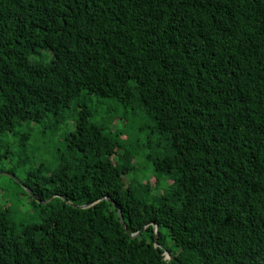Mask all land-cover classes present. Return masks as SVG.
<instances>
[{
    "label": "trees",
    "instance_id": "obj_1",
    "mask_svg": "<svg viewBox=\"0 0 264 264\" xmlns=\"http://www.w3.org/2000/svg\"><path fill=\"white\" fill-rule=\"evenodd\" d=\"M0 171V264H264V0H0Z\"/></svg>",
    "mask_w": 264,
    "mask_h": 264
},
{
    "label": "rangeland",
    "instance_id": "obj_2",
    "mask_svg": "<svg viewBox=\"0 0 264 264\" xmlns=\"http://www.w3.org/2000/svg\"><path fill=\"white\" fill-rule=\"evenodd\" d=\"M44 54H46V53L44 52ZM94 102L97 103L96 99H94ZM96 106H98V105L96 104ZM45 126H46L45 122H42L40 124H32L31 127H29V128L25 126V127H19L17 129L18 133H23V132H27V131L30 132L31 140L28 142L27 147H28L30 153H33V152L35 153L34 158L31 160V162H33V163L27 164L26 167L23 169V171H20L18 173L17 179L19 181H21V179L24 178L25 171H29L30 169H33L37 165L44 164L46 166V168H54L55 163H56L55 156H57V151L63 149V147H64L62 145V142H63L62 134H59L56 137H50V136L47 137L44 135V132L46 130ZM71 127H72L71 123H67V125L65 126L66 129H70ZM133 135H135V134L133 133ZM145 137H146V134L143 135L141 138L144 139ZM6 138L12 144V151L14 153L18 152V150L15 146L16 145V138L10 134L8 136H6ZM13 163H14V160H13ZM8 164L12 165L11 161H9L7 163V165ZM140 166L147 168L148 174H151L149 172L150 168H148V165L144 161H142L140 163ZM142 174L147 175V172L143 173V170H142V171H140V177H143ZM9 179H11V178L0 175V185L2 187H14V184L12 182H10ZM150 181L152 183L154 182L153 179H150ZM23 203H25V205L27 204L25 207V210H26L29 207L28 201L25 200V201H23ZM166 258H168V257L166 256Z\"/></svg>",
    "mask_w": 264,
    "mask_h": 264
},
{
    "label": "water",
    "instance_id": "obj_3",
    "mask_svg": "<svg viewBox=\"0 0 264 264\" xmlns=\"http://www.w3.org/2000/svg\"><path fill=\"white\" fill-rule=\"evenodd\" d=\"M0 175H3V176H6V177H10V178H14V179H15V177H14L12 174L8 173V172H2V171H0ZM31 195H32V197H34L35 199H37L33 194H31ZM51 200H52V199H50L49 201H46V202H41L39 199H37V201H38L39 203L41 202V203H43V204H47V203L50 202ZM107 201H109L110 203H112L109 199H107ZM112 204H113L114 208L116 209L117 206H116L114 203H112ZM73 206H74V207H77V208H80V209H82V208H86V207H87V206H85V207H78V206H75V205H73ZM119 216H120V221H121L122 226L124 227L126 233H128L132 239H136V238H138V237L144 232V229H143L142 231H140V232H138V233H134V234H132V233L129 231V229L127 228L126 223H125V221H124V218H123L121 212H119ZM155 228H156V242H157V239H158V227L155 226ZM155 246L157 247L158 244L156 243ZM165 253H166V255H167V257H168L169 260H172V261H175V260H176L173 256L170 255L169 252H165Z\"/></svg>",
    "mask_w": 264,
    "mask_h": 264
},
{
    "label": "clouds",
    "instance_id": "obj_4",
    "mask_svg": "<svg viewBox=\"0 0 264 264\" xmlns=\"http://www.w3.org/2000/svg\"><path fill=\"white\" fill-rule=\"evenodd\" d=\"M166 256H167V255H166V253H165V259H166V260H169L168 258H166Z\"/></svg>",
    "mask_w": 264,
    "mask_h": 264
}]
</instances>
